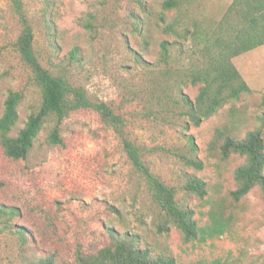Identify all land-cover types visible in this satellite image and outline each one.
Returning a JSON list of instances; mask_svg holds the SVG:
<instances>
[{
  "label": "rangeland",
  "instance_id": "obj_1",
  "mask_svg": "<svg viewBox=\"0 0 264 264\" xmlns=\"http://www.w3.org/2000/svg\"><path fill=\"white\" fill-rule=\"evenodd\" d=\"M165 0H25L42 64L86 89L92 100L108 103L126 120L129 137L145 149L152 170L195 210L201 225L209 219L208 196L184 190L196 175L224 192L235 188L234 170L243 162L210 155L217 127L264 132V45L233 57L251 87L250 93L224 105L194 125L180 93L194 101L202 83L190 76L203 58L216 51L218 23L233 0H179L166 10ZM182 21L179 37L164 22ZM21 24L10 1L0 0V116L11 91L23 95L19 121L25 125L41 103V89L23 61L16 42ZM199 32H193L194 30ZM169 40L171 62H159L160 43ZM78 47L77 57L72 50ZM57 123L50 117L26 159L13 160L0 144V206H16L20 215L0 217V264H39L57 252L69 264L78 245L96 250L125 240L152 256H173L175 264H264V196L256 187L244 199L237 233L204 242L186 241L172 226L160 228L162 212L144 179L134 170L115 131L94 111H78L61 125L63 145L48 135ZM193 137L197 151H192ZM198 157V169L185 157ZM25 230L27 239L20 234Z\"/></svg>",
  "mask_w": 264,
  "mask_h": 264
},
{
  "label": "trees",
  "instance_id": "obj_2",
  "mask_svg": "<svg viewBox=\"0 0 264 264\" xmlns=\"http://www.w3.org/2000/svg\"><path fill=\"white\" fill-rule=\"evenodd\" d=\"M12 11L21 24V33L16 42L23 61L31 68L34 79L41 89V103L31 113L25 125L17 135L12 132L19 121V105L23 95L11 91L5 100L3 114L0 116V144L13 160L26 159L45 123L50 117L57 120L48 135L52 144L63 145L61 134L63 121L78 111H94L101 120L111 127L119 138L134 170L144 179L151 198L162 212L160 228L168 230L174 226L184 235L186 241L204 242L230 233L235 235L243 215L244 199L256 187L264 196V132L261 128L248 129L245 134L233 127H217L209 144V152L220 160L239 157L243 162L234 170L235 188L224 192L215 188L210 194L207 181L196 175L185 178L184 190L201 199L208 196L209 219L201 225L195 217V210L183 199L178 198L175 186L169 185L158 176L145 158V149L134 142L126 131L125 118L114 111L105 101L92 100L84 87L73 85L64 74H55L46 68L35 48V31L26 10L25 0H9ZM163 7L172 10L179 7V0H165ZM166 33H174L188 38L190 28L179 32L182 21L169 23L163 19ZM193 32H199L197 29ZM216 51L203 58L197 69L192 72L190 81L202 83L194 101L180 93L187 105V115L194 125H200L203 119L218 112L224 105L238 101L243 93H250L251 87L243 78L233 62V57L264 45V0H233L223 19L215 30ZM172 43L163 40L160 43L159 62L168 66L171 62ZM78 47L72 50L77 57ZM192 151H197L193 137H190ZM186 162L198 169L204 162L198 157H185ZM3 182L0 180V188ZM0 206V217L8 215L14 218L20 215L16 206ZM20 234L27 239L25 230ZM39 264H66L60 261L57 252L47 253L39 259ZM69 264H175L173 256H152L147 249L136 247L125 240H116L96 250H88L78 245L74 259ZM201 264V263H197Z\"/></svg>",
  "mask_w": 264,
  "mask_h": 264
}]
</instances>
